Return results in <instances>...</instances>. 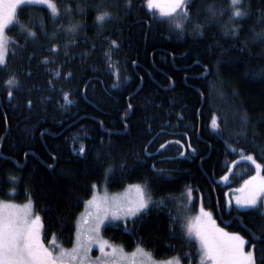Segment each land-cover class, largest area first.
Instances as JSON below:
<instances>
[{
	"label": "trees",
	"instance_id": "16d2710c",
	"mask_svg": "<svg viewBox=\"0 0 264 264\" xmlns=\"http://www.w3.org/2000/svg\"><path fill=\"white\" fill-rule=\"evenodd\" d=\"M54 2L62 13L55 23L50 10L42 5L21 6L17 19L36 31L37 42L45 46H50L53 41L34 27L41 20L49 35L61 25L64 28L76 23L84 25L76 37L60 36L54 42L63 44L75 38L77 47L70 51L79 53L91 50V44L79 43L85 37L89 38L97 48L87 65H96L101 70L94 73L89 67L83 73L85 78H93L94 89L89 87L86 98L77 90L71 97L77 103L64 109L60 107L64 103L60 89L70 91L78 84L83 87L79 79H61L56 83V90H50L47 81L51 77L45 69L57 65H40L39 53L30 65L32 75H25L29 68L26 56L33 51L31 41L26 51L20 50L16 56L8 57L10 71H0V200L22 202L30 199L34 211L43 218L44 239L50 241L55 234L56 240L69 245L75 235L77 218L95 185L105 184L111 190H119L131 183H148L152 199H163L164 206L153 208L140 219H130L127 228L124 223L103 228L111 242L126 250L142 246L158 259L176 256L182 264H198L202 259L199 242L194 237L189 238L186 229L188 221L192 217L195 219L203 206L213 212L220 225H228L229 229L245 235L250 241L249 249L256 241L240 227L241 222L252 228L253 223L259 226L264 220L255 211L236 210L234 205L229 208L227 193L240 189L242 183L257 172L255 165L242 156L252 155L262 165L259 173L264 176V153L259 148L264 146V78L254 75L264 69V43L251 42L248 31L249 28H254L257 33L264 31V24L256 23L257 0H244L254 13L251 19L234 22L237 25L243 23L245 27L239 40L223 36L224 26H233L228 23L230 12L218 17L220 27L213 25L202 37L190 34L191 26L181 36L170 30L167 22H162L164 18L159 10L147 7L146 0H135L137 7L126 18L122 7L107 9L120 19L106 22L102 36L98 38V12L94 6L99 0ZM204 4H214L217 9L228 8L229 0H204ZM77 5L84 9L83 14L76 11ZM64 6H70L73 11L63 15ZM207 18L206 13L201 12L197 22L202 23ZM7 33L18 45L25 44L17 24L11 25ZM246 36L249 37L248 51L240 52L237 49L244 46ZM103 37L120 43L118 54L112 57L114 62L118 61L115 68L120 70L119 88L112 87L115 77L106 70L103 52L108 43ZM217 42L220 47L214 46ZM60 58L63 59L62 53ZM79 63L76 60L67 64L64 70H74L79 76ZM203 65L208 66L209 74H205ZM11 72L18 73L25 90H33L17 94V99L9 102L3 81ZM125 76L129 77L127 81L123 79ZM212 85L222 89V99L217 97ZM24 96H30L34 101L30 112L14 107L24 103ZM42 96H50L51 100L41 103ZM146 99L151 103H146ZM129 104L133 105L132 110L128 109ZM237 110L246 112L251 125H255V128L247 129L248 140L229 139L227 132L221 137L211 129L213 114H227L231 118ZM125 112L126 120L122 119ZM177 114H182L183 119L177 120ZM148 117L154 118L146 119ZM98 121H103V126ZM148 124L152 125V135L148 134ZM161 124L179 125L174 129L166 128V132L187 133L186 136H162L149 148L154 151L165 140L181 141L183 147L172 145L164 153L175 159L156 164L170 173L171 178L165 180L158 179L151 170V165L160 157L148 159L142 154L143 144L152 139ZM28 125L34 131L26 135L23 129ZM82 126L89 138L74 144L72 137L77 132L83 135ZM105 129L111 130L112 134L108 135ZM44 130L48 134L41 136L40 132ZM240 130L241 120L237 116L228 131ZM253 131L258 133L257 147L252 143ZM109 141L111 147H108ZM80 143L86 147V153L82 155L73 151ZM181 151L185 152L184 156L179 155ZM50 154L57 159L53 160ZM123 164L127 166L121 168ZM109 167H114L115 172L106 176L105 170ZM225 175L227 181L221 179ZM11 177H16V182H12ZM188 187L193 189L191 199L187 195ZM237 216L241 220H235ZM260 248H264V243ZM255 254L259 256V251Z\"/></svg>",
	"mask_w": 264,
	"mask_h": 264
},
{
	"label": "snow or ice",
	"instance_id": "6c2138e0",
	"mask_svg": "<svg viewBox=\"0 0 264 264\" xmlns=\"http://www.w3.org/2000/svg\"><path fill=\"white\" fill-rule=\"evenodd\" d=\"M75 2V0H73ZM259 7L257 9V25L264 24V0H257ZM147 7L149 9L159 10L164 20L162 22H167L169 24L170 30L176 31L179 35H184L189 26H191L190 34L195 36H204L205 31L212 27L213 25L220 27L218 24V17H223L227 12H230L229 24L232 27L224 26L223 36L239 40L241 33L245 31L244 24L239 25L234 24L235 21H246L252 18L253 11L250 4L245 5L244 0H229L228 8L217 9L214 4H208L205 6L204 0H146ZM23 5H42L50 10L51 18L53 23L61 18V9L57 6L54 0H0V71L9 72V62L8 57L16 56L17 51H26L29 41L32 43L33 51L27 53L26 62L29 65L28 70L25 75L31 76V62L37 59V54L41 55L38 63L40 65H57L55 68H46V73L51 77L48 81V87L50 90H56V83H59L61 79L64 81H72L79 79L83 87L80 84L77 85L75 89L70 91H64L63 87L60 89L61 99L64 101L60 105L61 108L67 109L70 106H74L77 101L73 100L71 97L75 95L78 90L81 92L82 96L87 97L89 87L94 89L92 84V77L85 78L83 73L87 71L90 67L91 71L94 73L100 71L96 65H87V61L91 59L92 52L96 51L97 45L85 37L79 43L91 44L90 51L75 52L70 51V49H75L77 47L78 41L73 38L67 40L65 43L60 44L54 41L59 40L60 36H71L76 37L77 34L82 31L84 25L76 23L71 24L67 28L63 25L56 28L51 35L46 31V25L41 20L38 25L40 32L49 40L53 41L50 46H45L38 43V34L33 31L28 25L20 23L17 19L18 9ZM95 10L98 12L96 16V24L98 27V38L102 36L103 25L106 22L120 19V17L113 15L112 11L107 9H118L123 8L125 12V18L128 14L132 12L133 9L137 7L135 0H99L96 4ZM193 9L195 11H193ZM73 11L70 6L63 7V15H68ZM76 11L83 14L84 9L77 5ZM201 12L206 13L207 19L202 23L199 21ZM13 24L19 26V30L22 38L25 40L24 45H18L17 41L11 40L6 35V30ZM248 31L251 32L250 41L254 43H264V31L259 33L254 31V28H249ZM103 40L108 43V48L103 52V56L106 63V70L112 74L115 78L112 84L113 88H119L121 86L120 70L115 68V64L112 57L114 54H118V49L120 48V43L116 39H110L109 37H103ZM249 42V37H245V42L243 47H239L237 50L240 52L248 51L247 43ZM12 45L10 48L9 46ZM215 47H220L219 42H217ZM103 47V44L100 45ZM113 50H117L114 52ZM61 53L63 54V59H61ZM79 60L80 63L77 66L80 69V75L74 70H64V66L67 64H72L74 61ZM135 64V61H132ZM219 63V61H217ZM205 69V74L210 73V69L207 65H203ZM254 75H259L264 78V69L260 73ZM125 81L129 77L125 76L123 78ZM143 81V77L140 78ZM55 81V82H54ZM5 85L7 99L12 102L17 99V94L23 95L25 91L31 93L33 89L29 88L25 90L22 87L21 81L18 78V73L11 72L6 80L3 81ZM139 87V86H138ZM213 90L216 92L217 97L223 98L224 92L222 89L218 88L216 85H212ZM200 96H204V93H199ZM211 94H209L210 96ZM206 99L209 97H205ZM50 96H42L40 98L41 103L50 101ZM146 103H151L149 99H146ZM34 106L33 99L30 96H24V103L14 105V107H21L28 109L29 112ZM162 107V105H160ZM230 107H235V105H230ZM133 105L129 104L128 109L132 110ZM239 116L241 120V130L239 132H229V125L232 120ZM154 117H148L146 119H153ZM122 119H127V112H125ZM183 115L177 114V120H182ZM250 117L247 113H241L239 110L233 112L232 117L229 118L227 114H222L217 116L213 114L210 121V127L217 135L223 137L224 133H228L229 139H239L248 140L249 133L247 129L249 127L255 128V125H251ZM7 122V117H5ZM98 123L103 126V121H98ZM223 125V127L221 126ZM125 128L128 127L127 123L124 125ZM171 127H179V125H167L161 124L160 130L156 132L152 139L148 140L142 146V154L148 158L153 159L159 156V161L154 162L151 165L152 172L160 180L170 179V173L165 168H158L157 163H164L169 160L175 159L174 157L165 156L164 153L170 149L172 145H180V140H165L163 143L159 144L158 148L154 151H149L157 140L166 135H183L186 136L187 133H176V132H166L165 129ZM148 134L152 135V125L148 124ZM83 135L77 132L73 135V143H77L82 139H88L89 134L87 131L82 129ZM26 135L31 134L34 129L31 125L26 126L23 129ZM108 135L112 132L109 129H105ZM47 130L41 131L40 135H47ZM252 143L254 147H257L256 140L258 139V133L252 132ZM103 143V141H101ZM112 146V142L109 141L108 147ZM191 145L189 144V147ZM260 151L264 153V146H259ZM77 154L82 155L86 153V147L83 143H80L78 149L73 148ZM195 151V149H193ZM235 151V149H233ZM243 151V149L241 150ZM28 153H25L27 156ZM51 155V154H50ZM99 155V154H98ZM180 156H184L185 152L181 151ZM53 160H56L55 155H51ZM242 159L251 161L255 165L257 170V175L250 177L248 180L244 181L242 187L236 191L241 193L234 197L235 208L247 209L250 211H255L262 220H264V176L259 175L262 165L256 162V159L252 155L242 156ZM235 163V162H234ZM126 164L120 167H126ZM52 168L53 165H48ZM115 168L109 167L105 170L106 176H111L114 174ZM12 182H16V177L10 178ZM224 181L228 180V176L225 175L221 178ZM150 183V182H149ZM135 197H97L93 196L90 200L86 202V207L88 211L82 216L81 222L77 225L75 243L72 249L67 250L60 248L59 251H55L57 247L55 241V234H53V239L50 241V246H45L44 239L42 238V232L44 231L43 218L38 213L33 211V202L29 201L23 206H17L12 203H2L0 204V264H120V260L117 257H121L123 250L113 246L109 241L104 240L101 235L102 228L110 225L119 226V223H124L125 228H127V222L132 219H140L146 214L150 213L155 207H163L164 200L159 201L151 198L148 192V183L144 185H134ZM193 189L191 187L187 188V195L189 199L192 197ZM227 206L229 208L233 207V201L230 199L227 201ZM47 211V209H44ZM235 220H241L239 216L234 218ZM240 227L247 233L252 241L249 250H245L246 245L250 243L246 240L245 235H241L239 232H227L224 228L217 225L216 220L213 219L212 212L205 211L203 206L200 208L199 215L195 218L194 222L190 221L187 224V235L189 238L194 237L198 240L200 245V252L202 258V264L204 261L210 262V264H264V248H260V244L264 243V224L257 226L253 223L252 228L241 222ZM253 228L256 231H253ZM260 234L257 235L256 233ZM96 246L99 248L101 257H97L95 262H92L89 257V253L92 248ZM106 249H111V251H106ZM259 251V256L255 253ZM137 251L143 256L151 260L149 253H145L143 249L138 248ZM112 258L111 260L107 258ZM187 258V254H185ZM151 264H157V262L152 261ZM159 264H180V259L175 258V260H168L159 262Z\"/></svg>",
	"mask_w": 264,
	"mask_h": 264
},
{
	"label": "rangeland",
	"instance_id": "374dc122",
	"mask_svg": "<svg viewBox=\"0 0 264 264\" xmlns=\"http://www.w3.org/2000/svg\"><path fill=\"white\" fill-rule=\"evenodd\" d=\"M161 3H163V0H161ZM6 35L8 36V33H7V30H6ZM8 38H9V36H8ZM255 175H257V172L255 173V174H253V176H255ZM259 175H261L260 173H259ZM262 176V175H261ZM252 177V176H251ZM250 178V177H249ZM248 178V179H249ZM247 179V180H248ZM144 185V183H131V184H128L125 188H122V189H119V190H111V189H109V188H107V186L105 185V184H103V185H95L94 186V190H93V193H92V195H91V197L90 198H88V199H86V201H85V204H84V207H83V210L80 212V214H79V216H78V218H77V221H76V231H77V225L81 222V219H82V216L84 215V214H86V211H88V209H87V207H86V202L88 201V200H90L93 196H97L98 198L99 197H108V198H113V197H119V198H125V197H135V195H136V192H135V189H134V187H132V186H134V185ZM244 184V182L242 183V185ZM242 187V186H241ZM240 187V188H241ZM241 193H239L238 191H235V192H231V193H227V195H228V198L230 197V199L233 201V205L235 206V200H234V197L235 196H237V195H240ZM152 198V197H151ZM29 200H26V201H22V202H18V201H14V200H0V204H2V203H5V202H8V203H12V204H14V205H17V206H23V205H25L27 202H28ZM205 209V211H210V212H212L210 209H207V208H204ZM33 211H34V209H33ZM199 215V214H198ZM197 215V216H198ZM212 215H213V219H215V217H214V214H213V212H212ZM194 217H192V219L191 220H189L188 222H190V221H193L194 222ZM216 220V219H215ZM216 223H217V221H216ZM217 225L219 226V227H221V228H224L225 229V231H227V232H229V233H231V232H234V231H229L228 229H226L224 226H222V225H220V224H218L217 223ZM103 229V228H102ZM76 231H75V235H74V238H73V240H72V242L69 244V245H64V244H61L60 242H56V244H58V246L56 247V251H59V249L62 247V248H64V249H67V250H70V249H72V247L74 246V243H75V237H76ZM101 235H102V237H105L106 238V236H105V234L103 233V231L101 230ZM108 239V238H107ZM109 240V239H108ZM110 241V240H109ZM110 244H112L113 246H116L117 248H120V249H122L123 250V254H122V259H121V257H117V259H119L120 260V264H127V263H131L132 261H137V262H143V263H145V264H148L149 262L147 261V257H145V256H143L141 253H139L138 251H137V249L138 248H136V250L134 251V253H129V252H127L128 250H126L123 246H121V245H119V244H114L113 242H109ZM94 247H96V246H94ZM139 248L140 249H143V251L145 252V253H149L150 254V256H152V253L151 252H149L148 250H146L145 248H143L142 246H139ZM111 251V250H110ZM136 254V257H134V255ZM175 258H178V257H176V256H173V257H171V259L170 260H175ZM109 260H111L112 258H108ZM151 261H153L152 260V258H151ZM126 262V263H125ZM159 262H163V261H159ZM157 264H159V263H157ZM198 264H202V259H201V261L198 263ZM203 264H204V262H203Z\"/></svg>",
	"mask_w": 264,
	"mask_h": 264
},
{
	"label": "flooded vegetation",
	"instance_id": "af4514ba",
	"mask_svg": "<svg viewBox=\"0 0 264 264\" xmlns=\"http://www.w3.org/2000/svg\"><path fill=\"white\" fill-rule=\"evenodd\" d=\"M217 223H218V221H217ZM219 224V223H218ZM232 224V223H231ZM226 229H228L229 231H234V232H239L238 230H231V229H229V227H228V225H223ZM240 233V232H239ZM42 238L44 239V237H43V235H42ZM103 239L104 240H107L106 238H104L103 237ZM246 240H248V239H246ZM108 241V240H107ZM44 243H45V246H50V245H48V244H50V241H46L45 239H44ZM136 248H139V247H135V248H133L132 250H128L127 252H129V253H134V251L136 250ZM55 250H56V248H55ZM111 249H106V251H110ZM245 250L247 251V250H249L248 249V246L246 245V247H245ZM101 253H100V251H99V248L98 247H93L92 248V250L90 251V253H89V257H90V260L92 261V262H95L96 261V259H97V257H101ZM134 257H136V254L134 255ZM110 258V257H109ZM151 258H152V260L153 261H155V262H157V263H159V261H168V260H170L171 258H168V259H158V258H156L154 255H152L151 256ZM108 259V258H107ZM147 261L149 262L148 264H151V260L149 261L148 259H147ZM126 263V262H125ZM127 264H145V263H143L142 261L141 262H137V261H132L131 263H127ZM180 264H182L181 262H180ZM204 264H210V262H208V261H204Z\"/></svg>",
	"mask_w": 264,
	"mask_h": 264
}]
</instances>
